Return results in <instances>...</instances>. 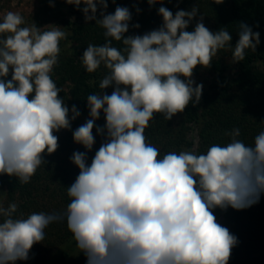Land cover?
I'll return each instance as SVG.
<instances>
[{
    "label": "clouds",
    "instance_id": "9594fccd",
    "mask_svg": "<svg viewBox=\"0 0 264 264\" xmlns=\"http://www.w3.org/2000/svg\"><path fill=\"white\" fill-rule=\"evenodd\" d=\"M65 2L81 11L85 22L95 21L105 38L102 45L88 44L80 56L87 73L102 65L106 72L101 91L86 98L88 118L75 130L72 122L81 112L69 107L52 78L60 42L69 34L58 25L28 24L18 12L0 18V175L29 184L46 165L45 155L59 148L61 130L72 131L74 143L85 149L69 158L79 173L66 188L70 202L64 212L18 215L16 202L5 206L0 199V264L28 260L45 229L64 222L85 264H228L238 238L217 222L214 211H240L259 202L264 131L252 145L239 139L235 127L225 132L228 143L212 144L204 153H161L145 130L154 114L170 121L199 103L203 84L193 79L197 66L210 68L218 52L229 49L233 63L243 61L246 50L256 51L260 33L240 22L232 47L226 27L211 31L197 5L179 9L177 0L173 13L164 0H147L150 9L160 4L161 25L126 35L130 27L140 28L131 23L129 7L108 13L107 0ZM108 88L111 94L104 91ZM102 114L105 122L98 125ZM94 129L102 143L89 163Z\"/></svg>",
    "mask_w": 264,
    "mask_h": 264
},
{
    "label": "trees",
    "instance_id": "16d2710c",
    "mask_svg": "<svg viewBox=\"0 0 264 264\" xmlns=\"http://www.w3.org/2000/svg\"><path fill=\"white\" fill-rule=\"evenodd\" d=\"M108 13H112L116 6H127L132 10V24L139 23V29L130 27L126 35L143 34L144 32L158 28L162 23V17L157 15L160 4L149 8L147 0H107ZM54 7L50 6V0L42 2L41 8L36 12L33 21L38 27L48 22H55L68 32L67 39L60 42L61 53L59 64L54 67L52 78L57 86L62 89L60 93L69 107L73 104L78 107L81 115L72 122V130L83 124L88 118L86 98L89 94L100 90L99 81L106 72L103 65L95 73H87L80 61L88 44L102 45L105 42L103 29L91 21L82 23L83 13L65 0H51ZM133 5L142 11L136 14ZM198 6L200 14L204 16L203 23L211 31H218L226 27L232 36L231 45L235 47L238 40V24L245 22L260 33V44L255 52L246 50L245 59L233 63L232 50H220L213 58L210 68L197 66L193 77L208 75L210 83L203 88L202 96L198 104L191 103L186 107L183 120L177 127L172 125V120L166 121L161 114H154V121L145 130L149 142L158 147L161 153L181 150H193L204 153L212 144H226L230 141L225 136L226 131L238 127L241 130L239 139L245 144L252 145L254 138L260 131H264V71L258 64H264V0H223L215 3V0H181L179 9L190 10ZM68 6V11L75 17L74 20L63 16L62 9ZM84 5H81V8ZM164 6L175 13L177 0H164ZM99 16V12L97 13ZM199 19V16L196 18ZM194 19L188 30L194 29ZM258 25V27H257ZM114 46L122 47L120 42H113ZM69 46V47H68ZM232 73V74H231ZM11 77L9 76V79ZM90 80L96 83L89 84ZM111 94L112 88L104 90ZM103 114L96 122L104 124ZM191 133H196L197 144L189 143ZM93 134L96 142L91 152H88V162L102 143V137ZM58 135L59 148L51 155H45L46 165H42L32 177L31 182L22 185L15 177L0 175V188L5 192L8 203L16 202L19 213L30 212L36 207L35 197L42 187L44 190L55 194L57 200L56 212H64L70 202L66 188L71 185L79 173V169L70 162V156L74 151L85 149L73 141L72 131L61 130ZM217 218H222L221 225L238 238V244L232 249L228 264H264V194H261L258 203L244 210L228 208L222 211L217 208L214 211ZM60 232L58 241L63 244L76 247L72 234L67 229L66 222L58 223ZM85 256L78 250L74 264H85ZM44 258L32 253L29 264H42ZM16 264H24L17 261Z\"/></svg>",
    "mask_w": 264,
    "mask_h": 264
},
{
    "label": "rangeland",
    "instance_id": "374dc122",
    "mask_svg": "<svg viewBox=\"0 0 264 264\" xmlns=\"http://www.w3.org/2000/svg\"><path fill=\"white\" fill-rule=\"evenodd\" d=\"M46 0H0V18L3 17L8 11L18 12L21 15L24 16L25 20L28 22V24L33 23L34 15L36 12L41 8L42 2ZM54 1V0H52ZM68 6L62 9L63 16L66 18H69L71 20H74L75 17L71 15L68 11ZM82 23L89 24V22H85L84 16L82 17ZM58 25L55 22H48L47 24L41 26L44 27L46 25ZM60 26V25H58ZM62 27V26H60ZM64 28V27H62ZM64 31L65 28L63 29ZM67 32V31H66ZM68 33V32H67ZM69 47V46H68ZM258 67L260 70L264 71V64L260 63L258 64ZM232 74V73H231ZM195 82L197 84L202 83L203 88L207 87V85L210 83V77L208 75L206 76H200V77H193ZM183 113H178L176 116L172 119V125L174 127H177L181 124L183 120ZM189 144L193 145V148H195L197 144V137L196 133H191L189 136ZM38 192V194L35 197L36 200V207L32 208V211L27 212L24 211V215L27 216L28 214L32 212H46V213H53L57 210V200H54L55 194L51 191H47L43 189ZM0 199H3V202L5 203L6 195L5 192L0 188ZM16 202H19L17 200ZM222 218H217L218 223H222ZM58 223L51 224L47 229H45V238L42 241V243L35 244L29 253V259L24 261V264H29L32 253L34 251H37V254L40 257L44 258V262L42 264H74L75 259L78 255V249L77 247H73L69 245L68 243H62L61 241H58L60 232L57 229Z\"/></svg>",
    "mask_w": 264,
    "mask_h": 264
}]
</instances>
